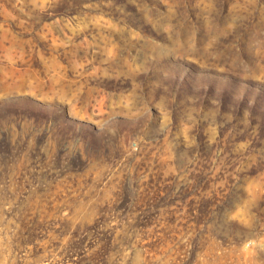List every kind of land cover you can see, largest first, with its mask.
Instances as JSON below:
<instances>
[{
  "label": "rangeland",
  "instance_id": "rangeland-1",
  "mask_svg": "<svg viewBox=\"0 0 264 264\" xmlns=\"http://www.w3.org/2000/svg\"><path fill=\"white\" fill-rule=\"evenodd\" d=\"M0 264H264V0H0Z\"/></svg>",
  "mask_w": 264,
  "mask_h": 264
}]
</instances>
